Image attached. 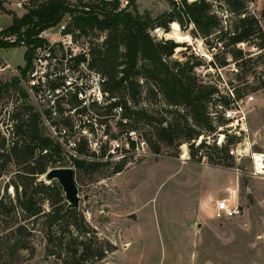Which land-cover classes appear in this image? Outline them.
I'll return each instance as SVG.
<instances>
[{
    "label": "rangeland",
    "instance_id": "1",
    "mask_svg": "<svg viewBox=\"0 0 264 264\" xmlns=\"http://www.w3.org/2000/svg\"><path fill=\"white\" fill-rule=\"evenodd\" d=\"M19 1L1 2L0 25L5 29L12 24L14 17H22L27 13ZM68 1L74 5H81L98 0ZM213 2L214 8L229 23L231 16L226 14L225 5L219 0ZM131 3H135L141 12H150L153 18L171 9L168 0H120V6L129 10L133 9ZM248 10L259 18L264 29V0H248ZM70 21L71 16L67 13L60 22L67 24ZM169 27L167 33L165 29L155 28L152 34L157 39L185 42V46L175 49L173 59L202 60L205 65L198 66L195 70L198 77L217 83L224 92L236 88L242 95V98L236 101V107L229 109L231 116L228 117L224 112V117L230 119L229 123L220 126L213 134H208L204 129L208 135H201L194 144L197 146L201 141H205L211 148H204L202 153H198L201 160L198 156L190 158L191 148L182 139L175 140L173 144H166L152 136L151 140L147 141L142 134L143 130H133L138 140H145L148 145L145 149L141 146L137 149L136 144L134 147L131 144L132 138L128 127L120 123L121 119H124L125 123L126 118L122 117V110L117 107L114 117L104 116L106 127L99 122L92 127L94 129L92 136L100 139L102 145L107 143L109 146L115 139L121 143V147L111 152V155L107 156L109 151L106 150L104 156L97 158L103 162L108 161L107 165L101 166L93 173H82L71 164L70 152L66 146L63 152L64 159L53 167L75 168L79 192L83 197L88 196L82 200L80 211L101 237L108 238L111 234L119 233L117 228L120 229L123 221L118 220L115 223L113 218L123 220L132 214L136 216L128 206L147 202L145 208L138 212L141 219L135 232L136 236L133 237V248L142 245L154 247L153 254H147L150 255V262L146 261L145 264H264V172L256 173L252 158L253 153H264V48L254 46L252 43H242L239 46L244 52L242 59L235 60L227 55L229 62L226 66L214 67L209 65V61L213 57L212 52L222 54L220 49L214 48L211 52L203 39L191 34L192 25L187 29L180 26L178 32L181 37L175 36V33L171 32V25ZM27 28L28 26H24L20 32ZM60 29L59 23L50 26L47 34L41 38L44 39L41 45L44 46L45 43L54 49L52 58L48 60L47 69L51 73L48 77H63L74 82L75 87H79L80 81L83 80L86 92L93 93L90 89L91 77L88 71L85 69L81 72L74 71L72 68L74 62L69 59L67 49L71 51L70 47L74 46L81 52L85 49L89 51L92 42L102 40V32L90 31L88 34L80 35L76 40L73 37V42L70 43V38L64 31L60 33ZM35 31L40 33L38 28ZM8 35L16 39L15 43L19 46L2 47L3 40L0 39V135L6 130L5 119H11V115L18 110L21 111L24 105H31L35 111L42 114L48 109L46 101L35 98L36 87L33 88V84H38L36 80L39 77L41 80L45 71L44 66L39 67L38 75L32 76L31 72L27 71L24 77L21 67L25 65L24 57L28 46L22 45L19 39L24 38L25 34L21 36L18 32L7 30L3 36ZM31 63L33 65V58ZM54 72L59 77L54 76ZM19 79V86L27 96L13 85ZM40 93L41 95L37 94L38 98L39 96L47 98L44 90ZM137 107L147 110L155 119H166L164 124L174 121L177 117L175 111L179 110L176 106L168 105L162 95L158 98H148L145 93ZM42 114L41 127L50 134L53 128L47 119L51 118L47 116L45 119ZM67 114L75 115L74 119L79 123L74 110L67 111ZM225 129L233 142L230 146L238 148L242 155L233 156L223 164H214L209 159V153L214 151L212 145H221L226 141V134L221 132ZM76 136L79 137L80 134L77 133ZM128 141L130 148H127ZM156 143L161 148L160 153L153 151L152 147ZM95 153L102 155V148ZM120 163H124V169L115 173L114 169ZM20 169L17 164L11 162L0 175V200L3 198L8 202V196L11 199L16 198V189L11 181L20 182L17 176ZM36 181L48 183L44 180V174L39 175ZM205 193L207 205L202 216L197 218L196 222L200 224L197 227L190 219L197 208V198ZM224 196H232L239 201L243 209L240 216L216 217L214 213L216 201ZM44 208L48 210L49 204L45 203ZM21 216L22 214L18 213L0 215V264H59L56 257L48 253L49 245L44 236L42 223L36 226V230H32L31 236L25 238L35 248L33 256L28 250L18 251L15 255L9 253L2 238L9 233L10 228L4 226L2 220L5 218L13 225L15 223L13 220ZM190 227L195 229L197 234L191 233ZM146 233H149L151 238ZM192 251L194 253H191Z\"/></svg>",
    "mask_w": 264,
    "mask_h": 264
},
{
    "label": "trees",
    "instance_id": "2",
    "mask_svg": "<svg viewBox=\"0 0 264 264\" xmlns=\"http://www.w3.org/2000/svg\"><path fill=\"white\" fill-rule=\"evenodd\" d=\"M213 1L168 0L170 11L153 18L150 12H141L135 3H131L132 10L122 8L120 0H98L81 5H74L68 0H48L38 8L30 9L22 17L13 18L12 24L4 32L12 30L21 36L25 34L24 38L19 39V42L24 40L28 46L25 65L21 67L24 77L32 66L34 49L44 42V39L37 36L36 28L41 32L57 25L68 13L71 21L65 32L72 33L75 40L90 31L103 34L101 41H94L89 46L90 67L106 77L102 83L104 100L90 105L92 113L79 98L78 86L67 85L63 77L49 81L52 91L61 89L56 94L55 112L46 110L51 125L57 130L66 129L69 136L77 132L80 134L75 148L78 155H69L71 164L78 171L93 173L107 165L108 161L103 162L97 158L104 156L109 146L107 143L101 146L102 155L91 150L88 138L79 130L82 123L78 125L75 115L67 114V111L74 109L80 115L77 119H96L106 127L104 116L114 117V111L119 107L122 117L126 118L125 123L124 119L120 123L128 127V132L143 130L142 134L147 141L155 136L166 144L182 139L191 148L190 158L198 156L204 148H211L205 141L197 146L194 144L201 135L213 134L220 126L229 123L230 119L224 117V112L234 109L242 95L236 88L224 92L217 83L198 77L195 70L205 65L202 60L173 59L175 49L185 46V42L157 39L152 30L162 28L169 31L174 21L182 29L192 25L191 34L203 39L211 52L214 48L221 50V55L212 52L209 65L214 67L226 66L228 56L235 60L242 59L244 52L239 47L242 43L264 48V29L259 18L248 10V0H219L225 5L226 14L231 16L229 23L214 8ZM24 26L28 28L20 32ZM9 46L19 45L15 42H2V47ZM83 59L85 56L80 55L76 60L79 62ZM19 81L13 85L27 96L19 86ZM144 93L148 98L162 95L168 105L179 108L175 111L176 119L164 124L166 119H155L147 110L137 107ZM6 120L5 133L0 135V175L11 162L21 169L17 173L20 182L11 181L16 189V198L8 196V202L3 198L0 200V215L18 213L22 216L14 219L13 225L5 218L2 220L4 226L10 228L9 233L2 238L4 246L12 255L28 250L33 256L35 248L25 238L31 236L32 230H36V226L42 223L49 245L48 253L55 256L59 264H99L117 246L110 239L101 237L81 211L67 208L68 202L58 181H36L39 175L64 159L63 145L43 130L41 112L35 111L31 105H24L21 111L14 112L11 119ZM88 126L94 131L93 123ZM221 132L226 134V141L221 145H212L214 151L209 153V159L214 164H223L225 160L233 158L229 154L233 143L231 136L227 129ZM131 144L135 146L134 141ZM152 148L155 153L161 151L157 143ZM123 169L124 163H120L114 172ZM45 203L49 204L48 210L44 208Z\"/></svg>",
    "mask_w": 264,
    "mask_h": 264
},
{
    "label": "built area",
    "instance_id": "3",
    "mask_svg": "<svg viewBox=\"0 0 264 264\" xmlns=\"http://www.w3.org/2000/svg\"><path fill=\"white\" fill-rule=\"evenodd\" d=\"M3 1V0H1ZM46 1L48 0H20L19 3L20 5L24 8H26L27 12L30 9H34V8H38L39 6H41L42 4H44ZM59 24H61V29H60V33L62 31H64V33L70 38V43L73 42V34L72 33H67L65 32L66 30V26L67 24H62V22H59ZM48 28L42 30L39 34L38 37L39 38H44V36L47 34ZM5 28L3 26L0 25V39L5 41V42H9V43H14L16 42V39H12V37L10 35L8 36H3ZM20 43L22 45H25V41L24 40H20ZM69 43V44H70ZM70 46V45H68ZM71 51L69 49H67L68 53H69V59L74 62V67H72L74 69V71L76 72H81L82 69H85L88 71L89 76L91 77V87L90 89L92 90L93 93H90L89 91L86 92V89L83 87V80H81V85H79V92H78V96L80 99L83 100V105L87 106L89 108V111L92 113V110L90 109V105L97 101L98 103H102L103 99H104V93L102 91V83L106 80V77L104 75H102L100 72H98L97 70L93 69L92 67H90V54L88 49L84 50V51H79L77 47L71 46ZM53 51L54 49L52 47H48L45 43L44 46L43 45H39L34 49L33 52V65L31 66L29 72H31L32 76L38 75L39 72V67L44 66V70L42 73V77L40 80V77L36 80L38 82V84H33V88L34 86L36 87L35 89V98L36 99H41L43 101H46V104L48 106V109H51L55 112V98H56V94H58L61 89H57L55 91H52V89L49 86V81L52 78L48 77L49 75H51V73H49L47 66L49 65L48 60H50L52 58L53 55ZM80 55H84L85 59L80 60L79 62H77V58ZM68 59V60H69ZM54 76L59 77L55 72H54ZM63 80L65 81V83L67 85H73L72 81H67V79L63 78ZM90 81V78H89ZM45 86V87H44ZM44 90L47 98H42L41 96H39V98L37 97V94L41 95L40 91ZM48 92V93H47ZM89 95H88V94ZM103 98V99H102ZM75 111V109H74ZM116 111V109H115ZM226 115L229 117L231 116V111L226 110ZM42 114V113H41ZM78 117H80V115L76 114ZM42 116L47 119V114L45 112V114H42ZM86 117H83V119H78L79 123H82V127L79 128V130L82 132L83 135H85L88 138L89 141V145L92 151L95 152H99L101 150V146L102 143L100 141V139H97L95 137H93V131L90 130L88 124L89 123H93L94 125H98V122L96 121V119H85ZM49 124L51 125V122L49 119H47ZM77 122V120H76ZM78 122L77 124L80 125ZM52 126V125H51ZM104 126V125H103ZM105 127V126H104ZM52 130L50 135L54 138H56L65 148L66 146L68 147V151L70 152V155L73 156H77V152H76V146H77V136L73 135V136H69L68 132L66 131V129H62V130H57L55 126H52ZM78 133V132H77ZM79 134V133H78ZM130 137L132 138V141L135 142L137 149H140V146L142 148L145 149V146L147 145L145 140H138V138L136 137V134L134 131H130ZM73 137V138H71ZM131 141V142H132ZM221 144V143H220ZM148 146V145H147ZM118 147H121V143L119 142V140H112L109 144V153L107 154V156L111 155V152H115L116 150H118ZM127 148H130V142H127ZM121 151H123V149H121ZM229 154L232 156H241L242 153L239 152L238 148H234L233 146H230L229 148ZM256 153L252 154V158L253 161L255 163V169H256V173H259V169L256 166V157H255ZM122 155V154H120ZM125 157V155L123 156ZM264 170V169H263ZM104 211V209H102V212ZM243 212L242 209V205L239 203L238 200H235L234 198H232V196H225V197H221L216 201L215 207H214V213L216 215L217 218H229V217H236V216H240Z\"/></svg>",
    "mask_w": 264,
    "mask_h": 264
},
{
    "label": "crops",
    "instance_id": "4",
    "mask_svg": "<svg viewBox=\"0 0 264 264\" xmlns=\"http://www.w3.org/2000/svg\"><path fill=\"white\" fill-rule=\"evenodd\" d=\"M209 170L211 171L210 168ZM209 193L212 196L210 188ZM206 194L207 193H205L204 195H200L197 198V208L194 214L191 215L190 221L193 222L197 227H199L200 225L196 222L197 218L202 216L205 206L207 205V202L205 201ZM146 203L147 202L138 205L132 204V206H128L130 207L132 213H136V216H133L132 214L130 215L131 217H125V219L123 220L113 218V220H115V223L118 222V220L119 222L123 221V223H121V225L119 226L120 229L117 228V231L119 230V233L117 235L111 234L108 236V238L117 246V249L109 253L100 262L101 264H145L146 261L150 262V255L147 256V254H153V245H142L133 248V237L136 236L135 232H137V227L141 219V216L138 215V212L145 208ZM190 231L193 234H197V231L195 229L191 228ZM146 234H148V236L151 238V235H149V233ZM191 253H194V251H192Z\"/></svg>",
    "mask_w": 264,
    "mask_h": 264
},
{
    "label": "water",
    "instance_id": "5",
    "mask_svg": "<svg viewBox=\"0 0 264 264\" xmlns=\"http://www.w3.org/2000/svg\"><path fill=\"white\" fill-rule=\"evenodd\" d=\"M44 180L48 183L58 181L62 186L68 202L67 208H73L80 212V204L88 196H82L76 181L75 168L72 166H58L48 169L44 173Z\"/></svg>",
    "mask_w": 264,
    "mask_h": 264
},
{
    "label": "bare ground",
    "instance_id": "6",
    "mask_svg": "<svg viewBox=\"0 0 264 264\" xmlns=\"http://www.w3.org/2000/svg\"><path fill=\"white\" fill-rule=\"evenodd\" d=\"M171 27L172 30L171 32L175 33V36L177 37H181V35H179V30H180V25L178 22L174 21L171 23ZM168 31H165V33H167ZM164 33V31H163ZM256 159V166L259 169L260 172H264V153H256L255 154ZM259 172V173H260Z\"/></svg>",
    "mask_w": 264,
    "mask_h": 264
}]
</instances>
